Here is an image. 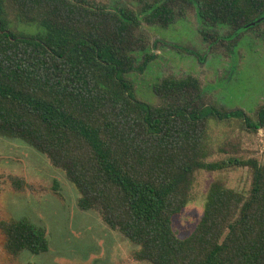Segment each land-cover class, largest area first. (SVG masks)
Here are the masks:
<instances>
[{"label": "trees", "instance_id": "obj_1", "mask_svg": "<svg viewBox=\"0 0 264 264\" xmlns=\"http://www.w3.org/2000/svg\"><path fill=\"white\" fill-rule=\"evenodd\" d=\"M153 2L138 13L90 0H0V136L47 156L78 189L80 209L138 247V262L264 264V153L246 159L240 136L216 147L211 135L212 123L232 121L264 131V105L255 116L216 107L191 75L155 84L151 104L129 78L151 58L138 65L143 23L168 28L195 11L214 45L237 42L263 26L250 25L264 18V0ZM216 152L229 158L212 161ZM238 168L251 174L249 187L213 181L199 224L180 238L173 221L198 174ZM1 228L10 255L50 249L47 230L29 219Z\"/></svg>", "mask_w": 264, "mask_h": 264}, {"label": "rangeland", "instance_id": "obj_2", "mask_svg": "<svg viewBox=\"0 0 264 264\" xmlns=\"http://www.w3.org/2000/svg\"><path fill=\"white\" fill-rule=\"evenodd\" d=\"M90 1L141 13L143 6L156 0ZM19 27L27 29L25 24ZM142 28L148 48L138 55V65H142L144 55L151 58L143 71L129 76L139 100L158 104L155 84L170 76L191 75L201 81L204 97L216 107L240 109L255 116L264 105V24L237 42L217 41V45L213 38H205V29L195 11L168 28L145 23ZM218 34L226 36L230 31L221 30ZM211 135L216 147L226 139L240 136L243 157L263 158V130L249 134L232 121L212 123ZM227 158L216 152L212 161ZM221 178L239 190L247 189L251 182V174L243 168L200 172L191 202L173 221L180 238L193 233L203 217L211 183ZM17 181L23 183L22 187L16 185ZM79 199L76 186L47 156L21 140L0 136V264H148L135 260L138 247L111 230L98 213L81 210ZM22 218L47 230V253L13 256L6 251L1 225Z\"/></svg>", "mask_w": 264, "mask_h": 264}, {"label": "water", "instance_id": "obj_3", "mask_svg": "<svg viewBox=\"0 0 264 264\" xmlns=\"http://www.w3.org/2000/svg\"><path fill=\"white\" fill-rule=\"evenodd\" d=\"M264 20V18L263 19H260V20H258L256 23H253L252 25H250V26H255V25H257V24H260L262 21Z\"/></svg>", "mask_w": 264, "mask_h": 264}]
</instances>
